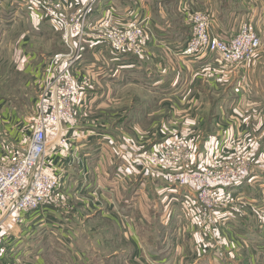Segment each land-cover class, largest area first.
<instances>
[{"label":"crops","instance_id":"obj_1","mask_svg":"<svg viewBox=\"0 0 264 264\" xmlns=\"http://www.w3.org/2000/svg\"><path fill=\"white\" fill-rule=\"evenodd\" d=\"M12 1H8L11 8L7 10H13L17 17L27 16L35 31L41 30L43 24L57 31L47 18L32 15L22 3L12 6ZM55 1L67 13L85 2ZM250 1L242 0L234 6L228 4L230 0H179L180 17L170 18L164 16V9L154 12V0H101L89 16L88 24L99 17L106 5L113 4L118 18L139 16L145 19L151 42L141 56H135L116 55L104 42L85 40L81 62L75 71L78 94L84 90L88 97L82 99V106L78 108L76 125L67 131L68 143L61 147L50 140L45 155V169L60 179V187L57 194L38 209L23 213L17 223L3 226L5 238L0 248L6 253L0 264L18 259L28 264L31 261L46 264L39 242L47 237L56 239L59 253L56 256L60 255L57 264H89L92 254L100 256L97 264H108L116 256L117 261L123 262L120 259L126 257L127 251L129 260L141 264H264V163L256 164L253 173L233 187L237 190L233 193L237 200L216 211L219 221L225 223L221 229H225L229 238L238 244L245 243L239 253H234L223 243L201 248L200 235L195 233L197 226L190 221L198 208L194 193L189 187L167 181L161 173L145 171L140 162L153 145L178 135L193 145L188 162L198 167L201 158L208 152L211 154L215 142L221 140L218 135L213 136L205 148L199 147L196 153L199 145L196 135L202 137L204 123L207 124L204 111L208 107L212 113L226 112L224 118L213 115L212 123L211 119L209 122L210 129L214 125L213 130L209 131L211 134L206 132L204 138L219 132L225 141L232 139L229 148H225L224 154L228 156L237 148H248L247 145L258 149L257 142L261 138L258 156L264 155V117L258 96L262 89H255L257 84L249 81L250 76L261 73L258 60L264 57L263 51L259 50L241 67L228 68L219 65L213 56L184 57L177 50L191 33L182 4L192 3L195 8L209 11L210 31L225 37L243 20H251L256 28L264 23V4H259L258 0L254 9ZM0 5L7 4L1 2ZM22 39L29 41L26 35ZM40 52L34 50L14 58L18 70L28 77H37L38 81L42 63L36 62V58ZM31 83L28 78L26 90H32ZM251 90H257L258 97L250 93ZM30 99L33 101V97ZM34 107L35 103L33 111ZM6 109L9 113L0 114V125L7 133L5 140L22 149L20 123L27 116L18 117L14 108L11 113ZM28 118L26 122L32 117ZM12 119L15 124L9 125ZM157 119L162 129L151 128L158 123ZM255 121L258 124H254ZM174 128L180 133H173ZM47 138H51L50 132ZM0 140L5 142L1 136ZM127 185L130 187L124 195L117 191L118 187ZM155 194L161 201L160 205L155 204L157 206L153 204ZM144 197L152 202V209L145 208L140 219L148 218L151 210L159 207L154 212L156 217L164 218L163 224L169 225L170 218L175 221L174 229L166 230L167 237L172 236L171 241L153 230L147 238L138 239L140 223L134 218L136 204ZM119 198L135 205L128 212L117 213ZM122 218L126 219L124 225ZM20 254L22 258H18Z\"/></svg>","mask_w":264,"mask_h":264},{"label":"built area","instance_id":"obj_2","mask_svg":"<svg viewBox=\"0 0 264 264\" xmlns=\"http://www.w3.org/2000/svg\"><path fill=\"white\" fill-rule=\"evenodd\" d=\"M14 1L27 6L32 15L47 18L58 31L64 50L49 62L31 136L25 147L12 150L0 161V244L5 238L3 226L9 222L17 223L23 213L38 209L57 194L60 187V179L45 169V155L50 140L61 147L68 143L67 131L76 125L78 108L82 106V99L88 97L84 90L78 94L75 71L81 62L85 40L104 42L116 55L141 56L152 39L145 19L139 16L118 18L113 4L106 5L99 17L88 24L89 16L101 0H85L69 13L64 12L55 0ZM181 9L191 30L190 36L177 49L184 57L213 56L219 65L237 68L251 60L261 45V37L251 20L241 21L233 33L223 37L210 31L209 11L195 8L192 3L182 4ZM49 132L50 139L47 138ZM218 144L219 141L215 142L214 149ZM191 150L186 138L175 135L147 151L140 161L141 166L149 173H161L174 184L188 181L197 202L203 201L206 207L215 206L218 195L210 182H228L229 177L243 173L245 167L207 169L198 175L176 172L173 168L184 166ZM249 161L246 158L239 162Z\"/></svg>","mask_w":264,"mask_h":264},{"label":"rangeland","instance_id":"obj_3","mask_svg":"<svg viewBox=\"0 0 264 264\" xmlns=\"http://www.w3.org/2000/svg\"><path fill=\"white\" fill-rule=\"evenodd\" d=\"M8 1L9 0H0V3L2 2L4 4H7L5 6L0 5V99H4L3 101L0 100V114L3 113V111L6 113H9V111L6 108H9L10 113H11V109L14 108L15 109L14 111L16 112L18 117L26 115L27 120L29 119L28 117L30 116L32 117L30 122H26V118H25V121L20 123L22 124L21 125L22 141L24 139V147H25L26 141H28L31 136L32 123L35 118L37 107H38L37 105L38 98L43 89L44 80L46 79V76H47V67L51 60H53L58 54L63 52L64 47H63L58 31L53 30L47 24L45 25L43 24V26L40 27L41 30L35 31L33 29L32 24L30 25L31 21L28 19L27 16L22 15V17L21 16L17 17L15 13L13 12V10L11 9L7 10V8H11L9 7L10 4L8 3ZM257 1L258 0H251L249 2L251 3V6L254 9L257 4ZM19 2L20 1H15V2L12 1L13 3L12 6L16 4H20ZM239 2H242V0H230L228 4L237 6L238 5L237 3ZM258 3L264 4V0H260ZM76 7H78V5ZM153 7H154L153 9L155 13L160 11V9L162 10L164 9L165 11L164 16L170 17V18L180 17L179 0H154ZM256 29L261 37V45L256 51V53L259 50H262L264 54V23H261L259 26H257ZM23 35H26L28 37L29 39L28 43L25 41H21L23 40L22 39ZM34 50L41 51L40 52L41 55L39 54V57L36 58V62L42 63V69L40 70L41 75L39 76L40 77L39 81L37 80L38 79L37 77L35 78L34 76L28 77V75L25 74L24 71L22 72L18 70L17 63L14 59V58L18 59L19 55L22 56L23 53L27 55L28 54L27 52L34 51ZM248 62H246L245 64H247ZM258 63L261 65L260 67L261 73L258 72L254 76H250L249 81L253 84H257L255 89H258V88L262 89L258 92L259 94L258 96H260V101H261L260 102L261 103L260 112L264 117V57L259 59ZM28 78L32 80V83L30 84L33 87L32 90L31 89L26 90L25 84ZM33 78H34V81H33ZM250 93H253L255 97H258L256 94L257 90H251ZM30 97H33V101L30 99ZM34 103H35V107L33 111ZM165 109L166 108H164V116L166 115ZM211 109H213V107H211ZM204 112H205L204 116L207 119V124L206 122L204 123L205 130L202 129V137H198L200 135H196V139L199 140V145L197 146L196 153L199 152L200 150L199 147L205 148L206 146L205 144H207L212 139L213 136L218 135L219 137H221V140L218 144L217 149H214V145H213L211 154L210 152L207 153L208 155L210 154V156L205 155L206 157L205 156L202 157L200 160L201 161L200 165L198 167L196 166L197 168L194 167L193 164L190 165V162H188L189 166L185 164L184 166L180 168H173V169L178 173L182 171H187L186 173H189V174L194 173L198 175V174H202L207 169L211 171L213 170L218 171V170H221V169L223 170L228 167H234V168L245 167V170L243 173L229 177L228 179L230 180L228 182H225V181L222 182L220 180L216 182H210V186L217 192L218 197L216 198V201H215L217 203L215 204V206L212 205L210 207H206L202 203L203 201L199 202L198 200L197 202L196 200V202L198 203L197 204L198 208L196 206L197 209L194 213L195 217L191 218L190 220L192 224L197 226L195 233L200 235L198 242L200 243L201 248L205 249V247L208 245L215 246L216 244L221 245V243H223L232 252L239 253L241 249L244 248L245 243L238 244L237 242H235L234 240L232 241V239L229 238V236L226 234L227 232L225 233V229H221L222 225L223 227L225 226V223H222L219 221V217L216 215V211L219 210L220 208L227 207L230 203H232L233 201H236L237 199H235V196L233 193L237 192V190H234L233 187L236 184H238L241 180L248 178V176L253 173L256 164L264 163V155L260 153L258 156V153H259L258 151L260 150L259 147L260 145H262V139L260 138L259 142H257L258 149L257 148L253 149L252 147H249L247 145L246 147L248 148H242V147L240 149L237 148V150L231 151L232 153L230 154V156H228L229 154L225 155L224 154L225 148L227 149L228 144L231 143L230 141H233L232 139L230 141L229 140L225 141V138L222 136V134H218L219 132H217L216 135H212L209 138H204V135L206 132L213 130L214 125L213 126L211 125V129H210V123H209L210 119L212 123L213 115L217 114L219 117L224 118L226 111L219 112L217 110V113L215 112L212 113L213 111H211L210 108L208 107ZM161 115L162 114H160L159 117ZM155 117L158 118V116H155ZM11 122L12 123L9 122V125L15 124L14 123L15 120L12 119ZM254 124H258V122L255 121ZM250 125H252V121L250 122ZM162 126L163 125L160 124L158 120V123H155V125L151 128L154 129L158 127L159 129H162ZM174 130L175 131H173V133H176V132L180 133L179 131H177V129L174 128ZM5 135H7V133L4 131V128L0 125V136L3 139V141H5L2 143V141L0 140V161H2V159L5 158V156L8 155L12 150L21 149L20 147L14 146L12 144V141H6ZM180 137H183V136H180ZM8 142L11 143L12 148L9 146L10 144ZM237 142L238 141H236L235 143ZM189 146H190V149L193 147V145H190V143H189ZM191 154H193V152L190 153V155ZM246 158H249L251 162L250 161L249 163L239 162L240 160H245ZM178 184L185 186V187L190 186L188 184V181L186 180L179 181L177 185ZM129 187H130L129 185H127L126 187H118L117 191L121 192V194L124 195L125 192L128 191ZM177 189L181 190L183 188H177ZM160 196L162 195L160 194ZM156 198L157 196L155 197L154 200L156 201H154L153 204L155 205L158 202V204L160 205L161 201L159 197L157 199ZM161 199L164 201L163 197ZM222 200H225V201L220 202ZM151 203L147 201V199L144 197V198H140V201L137 202L136 204L137 209H136V217L134 218V220L136 221V223H140L139 225L140 229H138L140 234H138L137 237L140 240L145 239L149 236L148 235L149 231L153 230V231L158 232L159 234L163 233V238L166 239L167 234H168L166 230L174 229L175 221L174 220L172 221V218H170L169 221H171V223L169 225L163 224L164 218L163 217L161 218L159 216L156 217L157 214L156 212H154V211H158L159 207H154L153 210H151V214L150 213L148 214V218L140 219L141 213L142 214L145 213V210H144L145 208L152 209ZM162 203H165V201ZM134 205L135 204L128 201V199L123 200L119 198V200H117V213H119L120 211L128 212V210H130ZM147 205L150 207H147ZM160 211L162 212V208ZM163 213H164V208H163ZM124 220L126 219L122 218L121 220L123 221V225H124ZM192 220H194V222ZM117 221L119 222V218ZM106 225L111 227L107 223ZM119 229H120V226H119ZM167 238L171 241L172 236L169 234V237ZM174 238L175 236L173 237V241H174ZM55 240L56 239L54 237H51V238L47 237L46 240L42 241V243L39 242L40 243L39 249L41 251L43 260H46L45 261L46 264H57L58 262L57 260L60 257V255L56 256L59 253L56 250L57 245L55 243ZM161 240L163 239L161 238ZM32 251L33 250H31V254L33 253ZM5 253H6V250L3 252L2 255H0V259H2ZM21 254H23V252H21ZM21 254L18 255V258H22ZM125 254H126V257L122 256V259H120V260H123V262L117 261V256H116L115 257L116 259H112L113 261L108 262V264H125L124 263L125 259H126L125 261H127L126 264H141L137 260H129L128 251L125 252ZM98 258H100V256H98L97 254L96 255L92 254V256H90L89 258L90 259L89 264H97L99 261ZM100 260L102 263L103 260L102 259ZM108 260H111V259H107V261ZM10 264H28V261L24 263L22 259H18V260H14V262H10ZM31 264H33V261H31Z\"/></svg>","mask_w":264,"mask_h":264},{"label":"trees","instance_id":"obj_4","mask_svg":"<svg viewBox=\"0 0 264 264\" xmlns=\"http://www.w3.org/2000/svg\"><path fill=\"white\" fill-rule=\"evenodd\" d=\"M188 24V23H187ZM189 25V24H188ZM189 27V29H190V25L188 26ZM188 33H189V31H187ZM208 133H211V132H208Z\"/></svg>","mask_w":264,"mask_h":264}]
</instances>
